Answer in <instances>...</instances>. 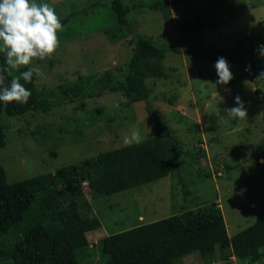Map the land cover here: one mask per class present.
I'll return each instance as SVG.
<instances>
[{"label": "rangeland", "instance_id": "1", "mask_svg": "<svg viewBox=\"0 0 264 264\" xmlns=\"http://www.w3.org/2000/svg\"><path fill=\"white\" fill-rule=\"evenodd\" d=\"M107 1L46 0L57 14L74 12V19L53 53L33 59L42 68L41 75L34 73V84L38 97L48 101L46 111L4 116L8 124L0 166L8 179L54 172L137 142L133 131L139 132V140L152 136L157 119L149 107L180 145L178 166L166 176L94 198L88 184H81L79 200L91 205L88 211L82 207L85 215L78 222L89 249L81 264L100 261L107 251V234L212 201L222 211L228 235L264 217V79L258 80L264 69L258 49L264 44V0H185L159 11L143 8L149 0H126L140 7L128 13L132 29L115 39L105 32L114 20ZM93 3L99 5L92 7ZM85 8L89 15L82 12ZM198 18L204 20L203 43L233 49L242 41L255 55L257 67L249 71L227 60L233 75L224 85L216 83L215 60L169 51L162 61L167 77L146 79L152 88L149 100L122 107L121 92L112 88L124 81L137 33L171 47L180 44L181 27ZM236 95L245 102L247 114L230 118L224 110L235 103ZM213 260L194 251L173 263L262 261L233 256L225 260L220 254Z\"/></svg>", "mask_w": 264, "mask_h": 264}, {"label": "trees", "instance_id": "2", "mask_svg": "<svg viewBox=\"0 0 264 264\" xmlns=\"http://www.w3.org/2000/svg\"><path fill=\"white\" fill-rule=\"evenodd\" d=\"M183 1L149 0L142 6L146 11H159L171 3ZM106 3L114 20L105 32L112 39L122 37L132 29L128 13L140 6L138 3L128 5L126 0H108ZM98 5L91 4L92 7ZM82 12L89 15L87 8ZM57 15L63 26L57 31V36L62 40L65 39L62 37L66 33L65 26L74 19V12ZM203 26L202 18L186 22L180 30V44L171 47L158 46L151 37L137 33L124 81L112 88L121 92L124 99L121 106L149 100L152 88L146 84V79L167 77L162 61L169 51L199 60L216 61L223 56L244 65L249 71L257 67L255 55L242 41L233 49L203 43ZM26 68L8 70L3 53L0 54L3 85H10L12 77ZM20 82L31 89V95L26 103L15 100L0 102V147L6 144L8 122L4 116L22 117L33 110L46 111L48 101L38 97L34 75L31 80L21 79ZM147 108L157 120L153 125V135L139 142L62 165L54 172L26 178L10 180L0 166V264H81L89 249L85 247V229L78 222L85 215L82 207L86 211L91 209L87 199L79 200L83 198L82 183L88 184L94 198L150 182L175 171L181 156L180 145L168 124L158 119L154 110ZM52 154L55 156L56 152ZM107 237V251L95 264H174L175 258L194 251L210 261L220 254L225 260L233 256L248 258L251 262L262 259L258 264H264V217L228 235L216 201L137 224Z\"/></svg>", "mask_w": 264, "mask_h": 264}, {"label": "clouds", "instance_id": "3", "mask_svg": "<svg viewBox=\"0 0 264 264\" xmlns=\"http://www.w3.org/2000/svg\"><path fill=\"white\" fill-rule=\"evenodd\" d=\"M62 27L54 7L46 0H0V53H3L4 63L8 70L18 69L21 65L28 66L12 77L10 85H3L4 77L0 75V102L28 101L31 89L20 81L31 80L34 73L42 74V68L34 64L33 59L43 60L53 53L59 43L57 31ZM258 49L264 56V44L258 45ZM214 67L216 83L227 85L233 75L227 59L218 57ZM259 79H264V70H261ZM234 100L235 103L224 110L227 116H246L245 102L239 95ZM139 138V132L133 131L132 139L139 142Z\"/></svg>", "mask_w": 264, "mask_h": 264}, {"label": "crops", "instance_id": "4", "mask_svg": "<svg viewBox=\"0 0 264 264\" xmlns=\"http://www.w3.org/2000/svg\"><path fill=\"white\" fill-rule=\"evenodd\" d=\"M108 235V234H107Z\"/></svg>", "mask_w": 264, "mask_h": 264}]
</instances>
